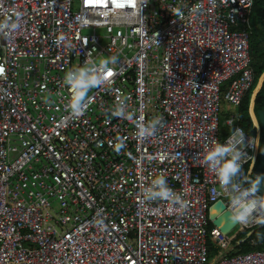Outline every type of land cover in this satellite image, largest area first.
I'll list each match as a JSON object with an SVG mask.
<instances>
[{
    "label": "built area",
    "instance_id": "1",
    "mask_svg": "<svg viewBox=\"0 0 264 264\" xmlns=\"http://www.w3.org/2000/svg\"><path fill=\"white\" fill-rule=\"evenodd\" d=\"M252 8L253 0H0V21L19 15L15 31L0 28V264H264L262 250L229 255L264 223L257 216L229 234L212 224L214 203L230 213V189L203 160L239 128L236 182L256 166L258 127L252 119L247 133L236 113L254 81ZM110 56L111 75L73 113L65 72ZM119 101L133 119L113 115ZM155 117L154 134L139 138L138 124ZM160 174L186 210L144 199Z\"/></svg>",
    "mask_w": 264,
    "mask_h": 264
},
{
    "label": "clouds",
    "instance_id": "2",
    "mask_svg": "<svg viewBox=\"0 0 264 264\" xmlns=\"http://www.w3.org/2000/svg\"><path fill=\"white\" fill-rule=\"evenodd\" d=\"M19 26V15L13 20L6 18L0 21V28L7 32L15 31ZM65 41L63 34H58L54 43L60 45ZM116 62L115 56L102 59L98 63L87 57L84 64L75 69H69L64 74V82L70 91V98L66 107L73 113H80L86 106V96L89 89L99 86L104 81L105 74L111 71L110 65ZM113 115L121 118L133 119V113L127 111L124 101H119L112 110ZM161 117H155L147 124H138L136 135L139 138L152 136L157 125L161 123ZM242 130L233 128L226 140L221 143L214 141L203 154L204 163L213 173L219 185L230 189V214L229 218L234 223L246 225L254 217L259 216L264 223V195H258V186L262 182L260 176L247 179L245 184L236 182L242 171L240 163L243 152L237 148L242 140ZM144 199L168 201L176 211L182 212L187 208L181 194L174 192L167 184V178L163 175L153 177L149 184L143 188ZM102 224V221L99 222Z\"/></svg>",
    "mask_w": 264,
    "mask_h": 264
},
{
    "label": "trees",
    "instance_id": "3",
    "mask_svg": "<svg viewBox=\"0 0 264 264\" xmlns=\"http://www.w3.org/2000/svg\"><path fill=\"white\" fill-rule=\"evenodd\" d=\"M251 31L249 36V52L251 57L250 67L253 71L254 81L253 85L245 95L241 105L237 109L239 117V125L249 134H254L255 129L252 126V122L249 117V104L251 99V93L257 83L258 78L264 72V0H253V8L250 17ZM221 106L220 120L226 117V113L222 114L223 104ZM254 109L264 110V82L261 85L258 93L254 98ZM264 145V138L261 136L260 130V144L259 152ZM259 162V155L256 160V165ZM251 240L255 241V245L251 244ZM235 242V243H234ZM233 242V250L229 252V255L238 253H246L254 250L264 251V228L259 226L258 228L249 231H245ZM209 252L212 248L209 247Z\"/></svg>",
    "mask_w": 264,
    "mask_h": 264
},
{
    "label": "water",
    "instance_id": "4",
    "mask_svg": "<svg viewBox=\"0 0 264 264\" xmlns=\"http://www.w3.org/2000/svg\"><path fill=\"white\" fill-rule=\"evenodd\" d=\"M264 77V72L260 75V78L258 80V83L256 87L253 89L252 94H251V99H250V104H249V110L251 113L252 106L254 103V98L256 94L258 93L259 89L261 88L262 81ZM258 116V121L257 125L259 130H261V136L264 138V110L259 111L257 113ZM254 119V118H253ZM255 122V119H254ZM260 176L262 178L261 184L258 186V193L261 195H264V145L260 149L259 152V162L254 168V172L252 177ZM224 210V206L221 202H216L212 206L209 207L208 209V219L212 222V224L215 227H218L221 233L223 234H229L236 223H234L230 218H229V212H224L221 214V212Z\"/></svg>",
    "mask_w": 264,
    "mask_h": 264
},
{
    "label": "flooded vegetation",
    "instance_id": "5",
    "mask_svg": "<svg viewBox=\"0 0 264 264\" xmlns=\"http://www.w3.org/2000/svg\"><path fill=\"white\" fill-rule=\"evenodd\" d=\"M259 111H262V110H255V109H254V103H253V106H252L251 113L248 111L251 122H252V119L254 118V119H255V124H256V125H257V121H258L257 113H258ZM254 119H253V121H254ZM257 127H258V125H257ZM258 130H259V128H258ZM259 134H260V130H259ZM259 144H260V136H259Z\"/></svg>",
    "mask_w": 264,
    "mask_h": 264
},
{
    "label": "rangeland",
    "instance_id": "6",
    "mask_svg": "<svg viewBox=\"0 0 264 264\" xmlns=\"http://www.w3.org/2000/svg\"><path fill=\"white\" fill-rule=\"evenodd\" d=\"M259 78H260V77H259ZM259 78H258V80H259ZM258 80H257V83H258ZM263 82H264V77H263L262 84H263ZM257 83H256V85H257ZM256 85H255V87H256ZM255 87H254V88H255ZM223 107H224V105H223ZM224 113H225V111L223 110V111H222V114H224ZM220 114H221V112H220ZM251 178H252V177H251ZM234 243H235V242H234Z\"/></svg>",
    "mask_w": 264,
    "mask_h": 264
},
{
    "label": "crops",
    "instance_id": "7",
    "mask_svg": "<svg viewBox=\"0 0 264 264\" xmlns=\"http://www.w3.org/2000/svg\"><path fill=\"white\" fill-rule=\"evenodd\" d=\"M223 104H224L223 110L225 111L226 104L225 103H223Z\"/></svg>",
    "mask_w": 264,
    "mask_h": 264
},
{
    "label": "snow or ice",
    "instance_id": "8",
    "mask_svg": "<svg viewBox=\"0 0 264 264\" xmlns=\"http://www.w3.org/2000/svg\"><path fill=\"white\" fill-rule=\"evenodd\" d=\"M109 75H111V73H109Z\"/></svg>",
    "mask_w": 264,
    "mask_h": 264
}]
</instances>
